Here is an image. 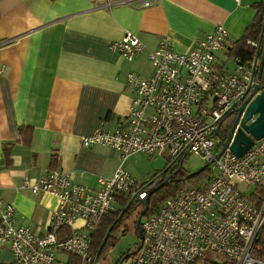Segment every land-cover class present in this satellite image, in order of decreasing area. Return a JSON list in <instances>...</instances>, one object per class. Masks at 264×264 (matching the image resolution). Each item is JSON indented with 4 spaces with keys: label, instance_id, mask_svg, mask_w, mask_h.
<instances>
[{
    "label": "built area",
    "instance_id": "built-area-1",
    "mask_svg": "<svg viewBox=\"0 0 264 264\" xmlns=\"http://www.w3.org/2000/svg\"><path fill=\"white\" fill-rule=\"evenodd\" d=\"M138 1L141 6L151 3ZM227 44L228 33L220 24L186 52L174 51L161 37L156 47L146 50L150 74L124 75V86L133 96L123 123L111 130L98 124L80 137L81 145L111 147L121 164L134 152H165L169 166L189 153L204 162L212 159L225 137L220 131L223 119L259 85L255 56L231 57V70L217 62ZM249 44L258 54L260 45ZM107 48L130 61L145 46L126 32ZM217 126L219 137L213 133ZM230 141L208 166L209 175L201 184L177 190L140 220L139 244L128 264H264L251 254L264 223V136L239 156L228 149ZM121 164L99 180L96 190L57 169L32 183L23 179L22 187L48 193L56 204L46 231L36 234L16 223L12 204L0 201V246L7 247L13 264H90L94 234L100 219L113 209L114 198L141 200L154 184L137 182ZM59 253L69 258L63 260Z\"/></svg>",
    "mask_w": 264,
    "mask_h": 264
},
{
    "label": "crops",
    "instance_id": "crops-1",
    "mask_svg": "<svg viewBox=\"0 0 264 264\" xmlns=\"http://www.w3.org/2000/svg\"><path fill=\"white\" fill-rule=\"evenodd\" d=\"M119 1L0 0V201L12 204L16 223L36 234L46 231L56 200L31 193L22 180L32 183L53 168L96 190L112 175L119 153L82 146L80 137L98 124L111 130L123 123L133 96L124 75L150 74L146 50L166 37L174 51L186 52L220 24L228 44L217 62L231 70L228 48L252 22L260 0ZM126 32L145 46L130 61L107 48ZM21 127L30 130L27 138L19 135ZM0 264H13L5 246Z\"/></svg>",
    "mask_w": 264,
    "mask_h": 264
},
{
    "label": "trees",
    "instance_id": "trees-1",
    "mask_svg": "<svg viewBox=\"0 0 264 264\" xmlns=\"http://www.w3.org/2000/svg\"><path fill=\"white\" fill-rule=\"evenodd\" d=\"M254 6L256 7V13L254 15V18L252 20V22L249 24V26L246 28V30L244 31V33L241 35V37L239 39H237L236 41H234L231 45L230 48H228V57H233V56H239L241 58H246V57H250L252 52H253V48L251 46H249L247 44V40H256L258 39L260 32H261V23L263 20V16H264V0H260L258 3H255ZM263 70H264V63H263ZM261 82V80H260ZM231 117L232 119V115H228ZM231 121V120H230ZM231 124V123H230ZM228 130V129H227ZM227 130L225 129L224 131L221 132L222 137L225 136ZM29 129L27 127H21L20 131H19V135H23L26 138L28 137L29 134ZM2 152H3V156H7L8 152H9V148L7 147L6 144H3V148H2ZM166 158V162H165V166L164 168L160 171L161 172V179L159 181H157V183L161 182L163 179H165L168 175L171 174L170 178L165 182V184L163 186H161L160 188L156 189L155 191H153L149 196H148V208L146 209V211L144 212V214L142 215V217L147 216L148 214H150L157 206L156 203L153 204L154 195L158 192H161V196L159 198V202L166 199L167 197L171 196L172 194H174L177 190L182 189L186 186H188L189 184H191L192 182L201 180V178H204L208 175L209 169L208 167H206L204 170H202L201 172L197 173L195 176L192 177H187L186 178V172H183L181 169H179V165H180V160L178 161V165L175 167L169 166L170 164V160ZM169 166L167 169L166 167ZM51 169V168H50ZM53 169V168H52ZM157 183H154L153 186L151 188H153L155 186V184L157 185ZM150 191V189L147 191V193ZM154 198V199H153ZM128 200L122 196V195H117L114 198V202H116L118 204V208H114L104 217H102L100 219V222L97 226V230L96 233L94 234L92 243H91V247H90V254L92 257L91 263L93 262V264H96V261L98 258L102 257V255L105 253L106 249L108 248V246H111V232L114 230L115 227V222L113 223V227L111 229V231L109 232V235L107 237V240L105 242V244L103 245V247L101 248L100 253L98 254V257L96 259V261L94 262V256L96 253V250L99 246V243L102 239V236L105 232V230L107 229V227L114 221V219L117 217L118 213L120 212V210L122 209V207L126 204ZM140 203V200H136L134 201L125 211L127 210H133L134 206H136L137 204ZM65 231V229H62V232ZM137 248L135 249L136 252ZM132 252V251H131ZM252 256H254L255 258L260 259L261 261L264 262V223L262 224L257 237L255 239V243L254 246L252 248L251 251ZM128 262V261H127ZM118 263V260L115 262V264Z\"/></svg>",
    "mask_w": 264,
    "mask_h": 264
},
{
    "label": "water",
    "instance_id": "water-1",
    "mask_svg": "<svg viewBox=\"0 0 264 264\" xmlns=\"http://www.w3.org/2000/svg\"><path fill=\"white\" fill-rule=\"evenodd\" d=\"M264 28V17L261 25V32ZM261 37H259L260 41ZM263 61H264V42L261 50V54L259 57V63L258 68L256 72V79L258 82L261 80V76L263 73ZM242 112V114H241ZM241 114V118L239 121V127L233 134V128L238 120L239 115ZM220 125V123H219ZM215 136H220L218 131V126L214 130ZM264 136V83L263 87L257 85L255 86L245 97V99L240 103V105L235 109V112L232 117L231 124L225 134V137L222 139L221 147L219 151L214 155L212 159L205 162L201 167L198 169L189 172L186 174L187 177L195 176L197 173L204 170L206 167H208L214 159H216L219 154L222 152V150L226 147L228 142L230 141V144L228 146V149L236 156L241 155L248 147H250L253 143V140H258ZM168 166L166 167V169ZM171 174L168 175L165 179H163L161 182H159L157 185H155L153 188L150 189V191L147 193V196L140 200V203L142 204V209L140 210L137 218H136V229L138 233H140L139 228V219L144 214L145 210L148 206V196L155 191L156 189L160 188L165 184V182L170 178ZM132 200L129 199L126 204L122 207L120 212L118 213V216L114 219V221L107 227L105 230L102 239L99 243V246L96 250L95 256H94V262L96 261L98 254L101 251V248L105 244L107 237L109 235V232L112 229L113 223L119 218V216L132 204ZM140 239V234H139ZM134 252V251H133Z\"/></svg>",
    "mask_w": 264,
    "mask_h": 264
},
{
    "label": "rangeland",
    "instance_id": "rangeland-1",
    "mask_svg": "<svg viewBox=\"0 0 264 264\" xmlns=\"http://www.w3.org/2000/svg\"><path fill=\"white\" fill-rule=\"evenodd\" d=\"M263 78L264 70L261 76V81L263 80ZM230 120L232 121L230 116H227L223 119L220 131H224L227 127L230 126ZM165 157V152H162L158 155L139 153L131 156L128 155L122 163L124 164V167L130 172V174L136 179L137 182L145 184L149 180H152L154 183H157V181L161 179L160 171L165 166ZM204 163V160L199 155L189 153L182 158L179 165V169H181L183 172L189 173L198 169ZM177 165L178 161L174 162L172 167H175ZM206 177L201 178V180L192 182L188 186L199 185L203 182V180L206 179ZM160 196L161 192H158L154 195L155 199L153 198L154 200L152 201L153 204L156 203V206L161 203V201L159 202ZM113 207L118 208V204L114 202ZM138 209L139 207H135L134 212H136ZM110 236L111 246H108L102 257L97 259L96 264H107L110 261H115L116 259H118L122 252L126 251L127 249L132 251L138 247L139 235L133 228H128V231L123 235L113 230ZM57 256L59 258H62L63 260L69 258L68 255L60 253L57 254ZM123 264H128V262H125Z\"/></svg>",
    "mask_w": 264,
    "mask_h": 264
},
{
    "label": "flooded vegetation",
    "instance_id": "flooded-vegetation-1",
    "mask_svg": "<svg viewBox=\"0 0 264 264\" xmlns=\"http://www.w3.org/2000/svg\"><path fill=\"white\" fill-rule=\"evenodd\" d=\"M264 17V16H263ZM263 21V20H262ZM262 25V23H261ZM261 30V29H260ZM259 37H261L260 41H259ZM258 39L256 40H247V44L249 46H251L253 48V52L251 54L250 57H246V58H241V59H250L252 56H255V58L258 59V63H259V57H260V54H261V50H262V46H263V42H264V28H263V31L260 32V35H259ZM249 42H253V44H259L260 45V48H259V52L258 54L255 55V46L254 45H250ZM264 63V61H263ZM257 68H258V65H257ZM263 70V69H262ZM257 72V71H256ZM263 83H264V78L261 82H259V86L263 87ZM232 117H233V113L231 114ZM229 127L226 128V130L228 129ZM135 207H139V209L134 212L135 210ZM148 208V207H147ZM142 209V204L139 203L137 204L136 206H134L133 210H127V211H124L120 216L119 218L116 220L115 222V227H114V231L115 232H118L120 234H124L128 231V228H133L137 234L139 235L140 233H138L137 229H136V218L140 212V210ZM146 211V210H145ZM118 216V215H117ZM144 217V216H143ZM142 216L140 217L139 219V223H140V220L143 218ZM113 227V226H112ZM134 251V252H133ZM135 253V250H129L127 249L126 251L122 252L120 254V256L118 257V259H116L115 261H110L109 263L107 264H115V262L118 260V263L117 264H123L125 262H127L132 256L133 254Z\"/></svg>",
    "mask_w": 264,
    "mask_h": 264
}]
</instances>
